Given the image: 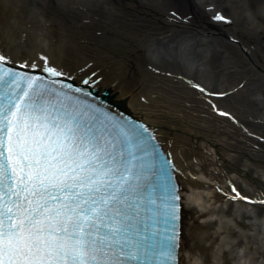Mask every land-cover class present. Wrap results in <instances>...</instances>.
<instances>
[{
  "label": "snow or ice",
  "instance_id": "6c2138e0",
  "mask_svg": "<svg viewBox=\"0 0 264 264\" xmlns=\"http://www.w3.org/2000/svg\"><path fill=\"white\" fill-rule=\"evenodd\" d=\"M17 7L0 3V264H187V188L153 129L93 102L48 55L18 57Z\"/></svg>",
  "mask_w": 264,
  "mask_h": 264
},
{
  "label": "bare ground",
  "instance_id": "6f19581e",
  "mask_svg": "<svg viewBox=\"0 0 264 264\" xmlns=\"http://www.w3.org/2000/svg\"><path fill=\"white\" fill-rule=\"evenodd\" d=\"M226 2V6L224 0H217L216 4L233 19L230 26L215 24L209 18L207 7L212 5L211 0H15L18 7L13 13L20 40L15 50L18 57L39 60L41 54L48 55L75 80L81 81L97 73L92 81L102 77L96 87L100 93L110 92L112 101L123 103L126 111L157 130L180 167V184L187 188L183 192L187 203L183 209L185 230L182 237V255L187 256V264H220L216 262L220 256L216 246L222 234L218 230L222 229L238 241V236H242L241 229L247 230L250 226L244 221L250 218V210H257L264 217L262 207H248L226 200L230 195L229 181H235L239 176L249 178L257 185L256 194H264L260 174L237 161L239 154L250 159L255 157L254 147L260 145L264 148L259 141L264 134L255 127L258 118L255 113L248 112V106L245 114L237 116L240 124L248 127L243 131L226 117L213 115L202 96L184 97L180 85L173 81L184 75L185 67L178 66L175 60L158 58V62H153L160 69L157 73L148 70V66L154 65L146 63V57L154 56L153 45L156 43L167 49L165 53L170 56L175 53L173 50L177 48L179 37L186 35H235L239 40L236 47L229 46L226 40L217 47H226L238 61L241 59V63L251 66L246 82L258 74L264 80V0ZM26 5L43 7L44 19L33 15ZM171 11L179 15L181 21L170 15ZM9 23L0 11V30ZM171 45L173 53L168 51ZM210 45L209 40L198 42L197 46L207 51ZM197 52V47L190 52L183 48L178 57L192 61L188 57ZM148 80L151 84L147 83ZM239 84H233L225 91H232ZM233 97L234 94L229 98ZM224 104L233 112L239 109ZM260 161L264 164V159ZM215 185L220 188V194ZM240 210L244 211L243 220L233 218L240 231L228 225L216 229V215L233 216ZM242 253L241 258L250 255L245 251ZM226 258L220 260L222 264H230Z\"/></svg>",
  "mask_w": 264,
  "mask_h": 264
},
{
  "label": "rangeland",
  "instance_id": "374dc122",
  "mask_svg": "<svg viewBox=\"0 0 264 264\" xmlns=\"http://www.w3.org/2000/svg\"><path fill=\"white\" fill-rule=\"evenodd\" d=\"M218 59H219L218 57H215L213 60V65H212V67H214V69H213V76L214 77L212 79L213 83H216L218 81H223V78H225V76H223V74H225V72L223 70V66H221V64H214L215 61H218ZM238 69L241 72L246 70V68L243 65L241 67H239ZM254 86L256 87L255 83H254ZM252 93H253V89H250V94H252ZM258 105H259V103H258ZM259 107L260 108L264 107V102H263V105H259ZM259 166H260V168L258 167L259 170H262L263 169L262 167H264V165H262L261 163H259ZM254 224L255 225H253L251 227L250 231L247 232L249 237H248V235L244 236V241L249 243L250 246L252 245L253 248H255V249L261 248V250H264V222L262 224L260 221L255 220ZM236 230H238V229L236 228ZM225 240H226V238L224 240H221V242H220L221 246L224 245L223 250L228 251V253L231 252L232 256L237 255L238 251H237V247L235 246L234 237L231 236V239L229 241L230 243L225 244ZM244 249H246V247ZM256 256H258V255H256Z\"/></svg>",
  "mask_w": 264,
  "mask_h": 264
}]
</instances>
